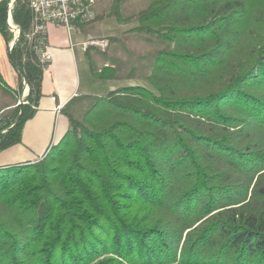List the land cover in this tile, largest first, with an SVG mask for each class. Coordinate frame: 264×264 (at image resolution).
I'll use <instances>...</instances> for the list:
<instances>
[{"label":"trees","instance_id":"obj_1","mask_svg":"<svg viewBox=\"0 0 264 264\" xmlns=\"http://www.w3.org/2000/svg\"><path fill=\"white\" fill-rule=\"evenodd\" d=\"M31 1L0 0V154L43 97ZM125 1L107 16L127 22ZM134 21L164 45L150 75L68 115L38 163L0 169V264H264V0H155Z\"/></svg>","mask_w":264,"mask_h":264},{"label":"crops","instance_id":"obj_2","mask_svg":"<svg viewBox=\"0 0 264 264\" xmlns=\"http://www.w3.org/2000/svg\"><path fill=\"white\" fill-rule=\"evenodd\" d=\"M84 28L85 25L79 33L72 36L71 45L63 29L54 24L50 25L47 43L51 60L45 70L43 97L39 109L35 117L25 124L21 143L0 154V169L35 163L45 157L69 130L68 115L79 120L80 114L88 111L94 104L93 100L97 96L81 93V62L77 50L85 55L92 51L91 49L84 52L78 46L81 42L92 38L84 35ZM11 78L15 79L12 76ZM7 82L9 83L8 80ZM89 96L95 98L86 99L87 102L83 106L71 110L70 106L75 100ZM77 113L79 116H75Z\"/></svg>","mask_w":264,"mask_h":264},{"label":"rangeland","instance_id":"obj_3","mask_svg":"<svg viewBox=\"0 0 264 264\" xmlns=\"http://www.w3.org/2000/svg\"><path fill=\"white\" fill-rule=\"evenodd\" d=\"M153 1L155 0H126L122 5V14L128 21L119 23L114 17L107 16L113 0H98L95 9V19L85 25L83 33L85 36H91L95 39L108 38L109 47L106 50L92 49L88 55L80 54L77 50V54L79 55L78 59L80 58L81 62V93L94 94L97 98L99 96H106L126 83H134L135 80L141 82L144 79L140 77H147L150 75L154 60L149 57V54L156 53L161 50L164 45L154 37L145 34L131 33L130 31L136 26L134 16L141 10L147 8ZM111 38H121L123 41L115 43L110 41ZM0 57L4 60L6 59L2 42H0ZM90 65H92L95 72L100 71L104 65L115 66L122 79L117 82L99 81L90 71ZM131 73H134L133 75L136 79L127 82V78ZM5 76L9 84H15V72L10 66L6 67ZM11 76L15 79H12ZM27 95L28 87H25L17 106L26 104L25 99ZM91 97H83L79 100H75L70 106L71 110L74 111L76 108H80L81 105L83 106L87 102L86 99L90 98L93 100L95 98ZM97 98L93 100L94 103ZM86 112L84 111L80 116L77 113L75 116H79L78 118L81 120Z\"/></svg>","mask_w":264,"mask_h":264},{"label":"built area","instance_id":"obj_4","mask_svg":"<svg viewBox=\"0 0 264 264\" xmlns=\"http://www.w3.org/2000/svg\"><path fill=\"white\" fill-rule=\"evenodd\" d=\"M98 0H32L33 12L32 31L30 40L37 42L36 52L42 67L46 70L51 60L48 48V33L50 25L54 24L63 29L72 45V36L81 31L82 27L95 19V9ZM8 25L16 38L19 29L13 24L9 11ZM84 52L91 49L106 50L108 39L89 38L78 45Z\"/></svg>","mask_w":264,"mask_h":264},{"label":"water","instance_id":"obj_5","mask_svg":"<svg viewBox=\"0 0 264 264\" xmlns=\"http://www.w3.org/2000/svg\"><path fill=\"white\" fill-rule=\"evenodd\" d=\"M17 0H14V2L13 3H15ZM11 7H12V5H11ZM17 39V38H16ZM16 41V40H15ZM14 44H15V42L11 45V48H13V46H14Z\"/></svg>","mask_w":264,"mask_h":264}]
</instances>
